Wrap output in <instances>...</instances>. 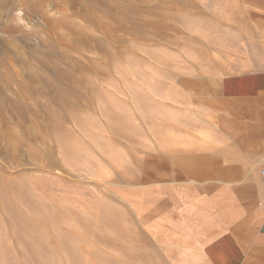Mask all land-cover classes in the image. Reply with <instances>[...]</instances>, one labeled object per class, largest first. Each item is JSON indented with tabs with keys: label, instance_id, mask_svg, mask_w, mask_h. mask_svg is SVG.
Returning <instances> with one entry per match:
<instances>
[{
	"label": "rangeland",
	"instance_id": "rangeland-1",
	"mask_svg": "<svg viewBox=\"0 0 264 264\" xmlns=\"http://www.w3.org/2000/svg\"><path fill=\"white\" fill-rule=\"evenodd\" d=\"M263 70L264 0H0V264H170L234 133L200 94Z\"/></svg>",
	"mask_w": 264,
	"mask_h": 264
},
{
	"label": "crops",
	"instance_id": "crops-1",
	"mask_svg": "<svg viewBox=\"0 0 264 264\" xmlns=\"http://www.w3.org/2000/svg\"><path fill=\"white\" fill-rule=\"evenodd\" d=\"M211 86V94L199 99L222 120V130L234 133L220 151V164L210 159L216 169L210 163L202 171L206 181L192 182L181 207L160 212L164 255L170 264H264L258 175L264 161V70L227 76Z\"/></svg>",
	"mask_w": 264,
	"mask_h": 264
},
{
	"label": "built area",
	"instance_id": "built-area-1",
	"mask_svg": "<svg viewBox=\"0 0 264 264\" xmlns=\"http://www.w3.org/2000/svg\"><path fill=\"white\" fill-rule=\"evenodd\" d=\"M258 175H259V179L261 181V184H262V197H263V200H264V161L261 163L259 169H258Z\"/></svg>",
	"mask_w": 264,
	"mask_h": 264
}]
</instances>
